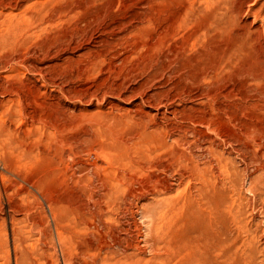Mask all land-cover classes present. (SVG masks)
<instances>
[{
  "label": "rangeland",
  "instance_id": "obj_1",
  "mask_svg": "<svg viewBox=\"0 0 264 264\" xmlns=\"http://www.w3.org/2000/svg\"><path fill=\"white\" fill-rule=\"evenodd\" d=\"M235 263L264 264V0H0V264Z\"/></svg>",
  "mask_w": 264,
  "mask_h": 264
},
{
  "label": "bare ground",
  "instance_id": "obj_2",
  "mask_svg": "<svg viewBox=\"0 0 264 264\" xmlns=\"http://www.w3.org/2000/svg\"><path fill=\"white\" fill-rule=\"evenodd\" d=\"M4 167V166H3ZM2 175V174H1ZM218 242V241H217ZM218 251V250H217ZM205 252V251H204ZM206 253V252H205ZM218 254V253H217ZM220 254V253H219ZM246 254V253H245ZM215 255V254H214ZM196 256V255H195ZM241 256V255H240ZM223 257V256H222ZM210 258V257H209ZM219 258V257H218ZM196 259V258H195ZM227 259V258H226ZM197 260V259H196ZM224 261V260H223ZM224 263V262H223ZM243 263V262H242ZM236 264V263H235ZM247 264V263H244Z\"/></svg>",
  "mask_w": 264,
  "mask_h": 264
}]
</instances>
